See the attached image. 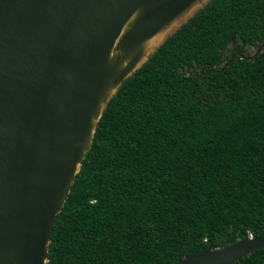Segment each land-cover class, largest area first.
Here are the masks:
<instances>
[{"label":"trees","instance_id":"16d2710c","mask_svg":"<svg viewBox=\"0 0 264 264\" xmlns=\"http://www.w3.org/2000/svg\"><path fill=\"white\" fill-rule=\"evenodd\" d=\"M264 0H211L107 103L47 264H174L264 234ZM235 264H264V249Z\"/></svg>","mask_w":264,"mask_h":264},{"label":"water","instance_id":"95a60500","mask_svg":"<svg viewBox=\"0 0 264 264\" xmlns=\"http://www.w3.org/2000/svg\"><path fill=\"white\" fill-rule=\"evenodd\" d=\"M210 1L0 0V264H47L107 103ZM261 249L264 234L174 264H235Z\"/></svg>","mask_w":264,"mask_h":264},{"label":"built area","instance_id":"2783aa9c","mask_svg":"<svg viewBox=\"0 0 264 264\" xmlns=\"http://www.w3.org/2000/svg\"><path fill=\"white\" fill-rule=\"evenodd\" d=\"M247 238H248V239H252V238H253L252 233L248 232V234H247Z\"/></svg>","mask_w":264,"mask_h":264}]
</instances>
